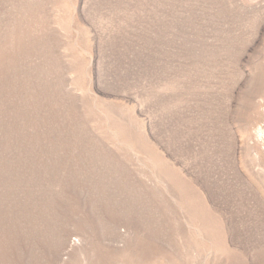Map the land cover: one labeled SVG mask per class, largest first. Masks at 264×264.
<instances>
[{"label": "rangeland", "instance_id": "374dc122", "mask_svg": "<svg viewBox=\"0 0 264 264\" xmlns=\"http://www.w3.org/2000/svg\"><path fill=\"white\" fill-rule=\"evenodd\" d=\"M0 264H264V0H0Z\"/></svg>", "mask_w": 264, "mask_h": 264}]
</instances>
